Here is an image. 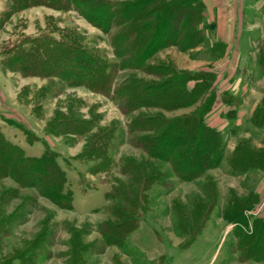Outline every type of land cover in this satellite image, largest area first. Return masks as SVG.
Here are the masks:
<instances>
[{
	"label": "rangeland",
	"instance_id": "obj_1",
	"mask_svg": "<svg viewBox=\"0 0 264 264\" xmlns=\"http://www.w3.org/2000/svg\"><path fill=\"white\" fill-rule=\"evenodd\" d=\"M117 32L104 33L73 10L41 6L16 12L12 0H0V133L25 156L40 157L46 149L55 152L66 178L64 190L72 194L71 209H63L33 189L20 188L11 178L0 179V264H264L243 260L241 252L243 236L252 232L254 220H264V170L232 172L227 162L239 144L264 152V135L247 136L242 126L235 130L229 125L220 132L224 147L220 166L191 182L179 179L169 163L153 164L131 143L133 120L189 115L216 95L214 82L191 107L126 114L112 93L106 96L58 77L47 78L48 66L25 75L1 65L7 51L27 48L37 38L67 35L115 66ZM206 43L204 36L202 46L186 52L166 48L148 63L181 72L204 68L212 61ZM214 63V68L220 65ZM128 77L157 82L143 72L124 70L117 73L115 86ZM193 86L191 82L189 88ZM68 122H88L91 131L69 133L62 125ZM102 135L108 138L107 161L90 152L93 137ZM134 165L143 167L145 176L162 174L137 197L132 192L142 186ZM119 191L132 201L118 196ZM236 199L252 205L242 210L244 221L239 223L230 209ZM128 212L136 222L134 230L113 232V241L107 239L104 226L119 225V218Z\"/></svg>",
	"mask_w": 264,
	"mask_h": 264
},
{
	"label": "trees",
	"instance_id": "obj_2",
	"mask_svg": "<svg viewBox=\"0 0 264 264\" xmlns=\"http://www.w3.org/2000/svg\"><path fill=\"white\" fill-rule=\"evenodd\" d=\"M12 6L16 12L41 6L57 11L73 10L104 33L118 29L113 46L119 63L109 65L76 45L75 39L63 35L60 39L37 38L30 41L27 48L7 51L1 62L4 69L34 75L31 73L36 69L48 66L47 78L58 77L106 96L112 93L126 114L140 109L173 111L191 107L207 95L210 85L215 82V75L210 72H181L167 65L148 63L166 48L176 47L186 52L203 43V0H12ZM124 70L143 72L157 82L128 77L115 86L117 73ZM191 82L194 86L189 88ZM215 97H207V105L203 104L186 116L133 120L129 125L132 145L142 150L153 164L157 161L169 163L173 173L186 182L218 168L224 157L221 133L205 122ZM88 124L68 122L62 125L69 133L84 135L91 131ZM92 146L93 156L107 161L106 135L93 137ZM57 157L55 152L47 149L40 157L25 156L18 145L0 133V179L11 178L20 188L33 189L56 206L71 209L72 194L64 190L66 178ZM227 162L232 172L264 170V152H257L245 143L239 144ZM142 169L134 167L136 174L141 176L138 181L142 186L138 192H132L136 197L162 177L159 173L145 176ZM118 196L124 197L121 192ZM142 197H145L144 193ZM130 205L135 209V205ZM251 206L248 200H233L230 209L234 220L237 223L244 221L242 210ZM129 212L119 218L122 219L119 225L104 226L107 239L115 237L113 232L120 235L122 231L127 234L134 230L136 222ZM254 221L252 232L243 236L242 257L243 260L264 262V220Z\"/></svg>",
	"mask_w": 264,
	"mask_h": 264
},
{
	"label": "crops",
	"instance_id": "obj_3",
	"mask_svg": "<svg viewBox=\"0 0 264 264\" xmlns=\"http://www.w3.org/2000/svg\"><path fill=\"white\" fill-rule=\"evenodd\" d=\"M203 3L207 39L203 46L213 62L189 70L210 72L216 78V99L205 122L218 132L233 124L235 130L242 126L247 136L264 135V0ZM214 60L222 68H214ZM258 198L261 202L259 194Z\"/></svg>",
	"mask_w": 264,
	"mask_h": 264
}]
</instances>
